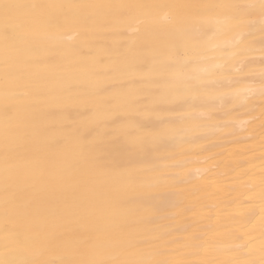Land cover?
Listing matches in <instances>:
<instances>
[{"label":"bare ground","instance_id":"1","mask_svg":"<svg viewBox=\"0 0 264 264\" xmlns=\"http://www.w3.org/2000/svg\"><path fill=\"white\" fill-rule=\"evenodd\" d=\"M6 2L0 264H264L261 0Z\"/></svg>","mask_w":264,"mask_h":264},{"label":"snow or ice","instance_id":"2","mask_svg":"<svg viewBox=\"0 0 264 264\" xmlns=\"http://www.w3.org/2000/svg\"><path fill=\"white\" fill-rule=\"evenodd\" d=\"M45 5H37V4H19V3H9L6 2V0H0V22L3 24V29H4V36L5 39L7 40L9 37L10 33H15L17 32L20 27L27 23L28 21L34 19L36 16L39 15L40 10L44 9ZM208 7H217L215 5L213 6H208ZM219 7H229V8H239L241 6L239 5H223ZM246 7L248 8H253L255 5H247ZM260 8L262 11H264V0H261L260 3ZM262 31H264V27H262ZM176 56H185L187 57L189 53L187 50L183 49L182 47H177L175 49ZM8 62V55H7V47L5 50V63L7 64ZM254 64V60H250L248 63H245L241 66L240 71H244L246 68L252 67ZM261 72H260V79H261V88H260V94L264 96V36L261 38ZM184 68H190V63L187 59H185ZM198 77L194 75H187L186 76V81L187 86L194 90V91H199V92H204L205 88L202 83L199 84H192V81H198ZM239 83V81H237ZM76 210L80 211H86V206L84 205L83 201L77 203L73 202V204L70 207H64L60 208L57 206L56 208L53 209V215H65L68 214L69 212H72L75 214Z\"/></svg>","mask_w":264,"mask_h":264},{"label":"rangeland","instance_id":"3","mask_svg":"<svg viewBox=\"0 0 264 264\" xmlns=\"http://www.w3.org/2000/svg\"><path fill=\"white\" fill-rule=\"evenodd\" d=\"M157 1L158 0H143V2L141 4H139V5H141L143 8H146L148 6L155 5ZM202 1L203 0H185V2L187 3V6H188L187 10H191L193 13H196L197 15L199 13L204 12L205 9H203V7H202ZM207 1H209V0H207ZM133 3H135V2H133ZM125 4H126L127 9L129 11L128 13L132 12L131 10H135L137 8L135 5L132 4V2L130 4H128L126 2ZM168 8H170V7H168ZM171 39H173V38H171ZM179 41H180L179 39H177V40L174 39L171 42L172 45L168 48L167 57L176 56L174 53H175V49L177 47L175 46L174 42H179ZM182 48L185 49V50H189L190 49L187 46H183ZM176 57H185V56L181 55V56H176ZM187 57H191V55L189 54Z\"/></svg>","mask_w":264,"mask_h":264}]
</instances>
